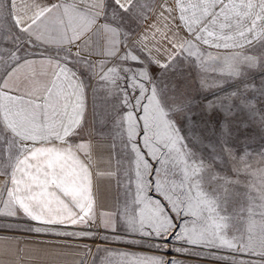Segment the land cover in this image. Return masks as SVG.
Listing matches in <instances>:
<instances>
[{"label":"snow or ice","instance_id":"snow-or-ice-1","mask_svg":"<svg viewBox=\"0 0 264 264\" xmlns=\"http://www.w3.org/2000/svg\"><path fill=\"white\" fill-rule=\"evenodd\" d=\"M90 91L122 145L115 169L99 167L104 134L84 138ZM195 109L264 134V0H0V223L65 241L103 229L156 253H122L124 264H180L166 255L192 249L264 264V168L251 170V145L227 123L198 134ZM229 162L261 178L256 196L233 190ZM101 178L121 193L108 207Z\"/></svg>","mask_w":264,"mask_h":264},{"label":"crops","instance_id":"crops-1","mask_svg":"<svg viewBox=\"0 0 264 264\" xmlns=\"http://www.w3.org/2000/svg\"><path fill=\"white\" fill-rule=\"evenodd\" d=\"M185 76L189 77L190 83L193 86V94L199 95L196 91L198 88V78L196 76L195 70L185 67L183 69ZM211 75V73H210ZM260 75H256V82L259 83ZM93 86H95V81L91 82ZM227 87V85H225ZM103 93H98V115L96 117L93 116L92 106H91V91L89 92V107L86 114L85 131L84 138L91 139L95 144L98 139L101 137L98 135L99 133H103V143L101 145V149L99 151V155L102 156V159L99 160V167L101 169L107 168L109 163L113 169L117 167V161L121 160L120 153V143L119 139L113 140L115 136V129L110 123L104 124L103 126L99 123L100 116L99 112L103 110V101H102ZM89 133H91V137H89ZM114 145V146H113ZM109 154H111V160L109 161ZM97 152L93 153L94 164L97 162ZM261 167H257L259 169ZM256 169V170H257ZM2 179V178H0ZM260 177L256 176L255 182L252 185H255V188H252L253 193L252 196L257 195L256 189L261 187L260 185ZM101 189L104 193V203L105 206L108 207L111 205L112 198L117 196L120 191L116 187L115 180L113 179L109 182L108 178H101ZM30 222L24 221L19 223H8L4 221L0 223V264H79V261L82 259L84 264H88V259L91 255H93L98 248H106L109 247H119L123 248L122 245H131L132 243L128 242L132 240V237H125L123 240L119 242H113V236L111 233H107L108 240H104L101 237L106 233L103 229L100 230V236H97L94 240H80V241H71V240H63V238H57L53 236H38L35 233H30L26 231L29 228ZM5 227H10L12 229H18L16 231H6L3 230ZM135 239H139L138 237ZM19 242V243H17ZM88 244L91 247V251L84 255L82 251L66 247V248H50L49 244ZM103 250V249H102ZM101 250V251H102ZM200 255L202 254L200 249H196ZM204 252L211 254V258H209L210 262H204L199 258L193 260V264H221L225 263L224 259L220 257L227 256L228 253L216 250L203 249ZM100 253V251H97ZM215 253V255H212ZM59 254V255H58ZM101 254V253H100ZM102 254L103 251H102ZM204 254V253H203ZM239 259H244L247 262H254L259 259L256 256H244L239 254Z\"/></svg>","mask_w":264,"mask_h":264},{"label":"rangeland","instance_id":"rangeland-1","mask_svg":"<svg viewBox=\"0 0 264 264\" xmlns=\"http://www.w3.org/2000/svg\"><path fill=\"white\" fill-rule=\"evenodd\" d=\"M243 119L242 116H229L226 120H221L220 117H215L211 120L208 119L207 115L202 114L199 109H195L193 112V120L198 125L195 131L202 135V136H210L214 129L218 130L219 124L218 121L227 123L232 130L236 133L240 143H247L251 145L250 151L252 152V156L248 160V163L251 165V170L256 171L257 167L264 168V160L257 155V153L261 150V146L264 145V139H262V134L258 128L248 127L245 129L241 125V120ZM205 121H207V132L204 131L205 129ZM250 137V139H247ZM207 140L205 143L207 144ZM120 146V153H121V160H122V145L118 143ZM240 155V153H237ZM124 166H127V161H122ZM240 166L241 165H235ZM234 165L233 163L229 162L226 167H224L223 173L224 175L228 176L229 179L238 181L237 184L233 186V190L237 193H253L252 188L249 185L255 182L256 176L251 175L249 172L241 171L237 174L233 171ZM106 248H99V252H95L93 255L90 256L88 259V264H124L126 261V257L122 256V253H136V254H156L153 249H150L147 244H131V245H122L123 248L119 247H107ZM103 249V250H102ZM104 254H102V251ZM110 250V251H106ZM201 255H196L194 253L197 252L196 249H192L187 255H182L176 252H169L166 255V259H171L175 257L177 260L180 261V264H193V260L196 258L201 259L204 262H210L209 258H211V254L204 252L203 249H200ZM204 253V254H203ZM239 259V254H235ZM207 264V263H206ZM225 264V263H221Z\"/></svg>","mask_w":264,"mask_h":264}]
</instances>
